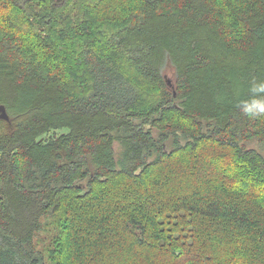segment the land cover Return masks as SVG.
Segmentation results:
<instances>
[{"label": "trees", "instance_id": "1", "mask_svg": "<svg viewBox=\"0 0 264 264\" xmlns=\"http://www.w3.org/2000/svg\"><path fill=\"white\" fill-rule=\"evenodd\" d=\"M115 1L0 0V264H264V0Z\"/></svg>", "mask_w": 264, "mask_h": 264}, {"label": "rangeland", "instance_id": "2", "mask_svg": "<svg viewBox=\"0 0 264 264\" xmlns=\"http://www.w3.org/2000/svg\"><path fill=\"white\" fill-rule=\"evenodd\" d=\"M124 2L122 0H116L115 1V4L116 6H118L119 8L121 7V5L123 4ZM163 73H164V77L169 80L170 82L173 83V78H174V70L173 68L171 67H165L164 70H163ZM204 170V168H202ZM123 187L125 188H122L120 186H117L115 189H126L127 185L126 184H123L122 185ZM162 188V187H161ZM120 209H123V207H120ZM46 234L45 233H42L41 237H39V241L41 244L45 243V238H46ZM119 240V237L117 238ZM108 253H113L112 251H109ZM131 254H133V252H131ZM162 255H160L159 253L158 254H155L153 256V259L156 260V259H160ZM152 264V262H150L149 260H136V258H134L133 260H130V259H123L122 257H118L114 254L110 255L108 257L107 260H105V262H102V264Z\"/></svg>", "mask_w": 264, "mask_h": 264}, {"label": "clouds", "instance_id": "3", "mask_svg": "<svg viewBox=\"0 0 264 264\" xmlns=\"http://www.w3.org/2000/svg\"><path fill=\"white\" fill-rule=\"evenodd\" d=\"M253 91H264V83L260 84L258 88H254ZM243 111L245 114L255 117L259 113H264V107L260 106L259 102H254L251 107H245Z\"/></svg>", "mask_w": 264, "mask_h": 264}, {"label": "water", "instance_id": "4", "mask_svg": "<svg viewBox=\"0 0 264 264\" xmlns=\"http://www.w3.org/2000/svg\"><path fill=\"white\" fill-rule=\"evenodd\" d=\"M165 81H166L167 85L172 89L173 88L172 87V82H170L166 78H165ZM9 119L10 118H9L7 112H6L5 107L3 105H0V120L9 121Z\"/></svg>", "mask_w": 264, "mask_h": 264}]
</instances>
